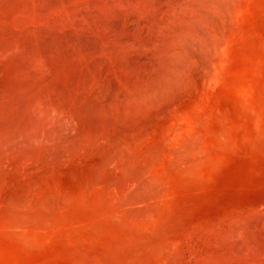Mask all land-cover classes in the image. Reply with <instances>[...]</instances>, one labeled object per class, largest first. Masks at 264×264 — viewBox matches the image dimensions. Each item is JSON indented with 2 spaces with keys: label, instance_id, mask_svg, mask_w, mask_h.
<instances>
[{
  "label": "bare ground",
  "instance_id": "6f19581e",
  "mask_svg": "<svg viewBox=\"0 0 264 264\" xmlns=\"http://www.w3.org/2000/svg\"><path fill=\"white\" fill-rule=\"evenodd\" d=\"M0 264H264V0H0Z\"/></svg>",
  "mask_w": 264,
  "mask_h": 264
},
{
  "label": "rangeland",
  "instance_id": "374dc122",
  "mask_svg": "<svg viewBox=\"0 0 264 264\" xmlns=\"http://www.w3.org/2000/svg\"><path fill=\"white\" fill-rule=\"evenodd\" d=\"M157 1L160 3H164V1L168 2L170 0H157ZM77 9L78 8H75L74 12ZM121 9H122V7H121ZM125 10L128 11V14H129L128 16H127V11H125ZM117 11H120V10H117ZM122 11H123L124 15L122 17H120L119 20L121 23L125 20L126 22L123 23L125 26H121L120 24H116L113 20H112L113 22L109 21L108 24L112 22L111 24H113L114 26H117L116 27L117 30H119L121 27H125L126 33H128V34H130L132 32L137 33V31H139V29L141 27L137 18L132 15L131 10L129 9V7L126 4H125V7L123 8ZM108 24L106 26L109 28ZM94 28H96L95 30L97 32H100V29L98 27H94ZM94 28H92V31L94 30ZM94 39L95 38L93 36L87 35V33H86V35L83 34L80 37L79 45L81 47L88 46L94 42ZM144 55H145L144 53H141L138 56V64L140 66H146V64L149 63L147 57H145ZM195 69L196 70L194 73V78H196L197 84L203 83V82H201V80H202V77L204 76V73H203L204 67L199 65ZM68 78H69V76L67 77V80H68ZM203 78H205V77H203ZM204 81H207V80H204ZM74 84L75 83L72 82L71 84H69V86L72 87ZM113 84H114L113 77H110L108 79L106 77L104 79L96 81L91 88H86L85 86H83L78 91V95L80 96L81 100H83V104H82L83 105V113L87 117L94 119L97 111H99V112L104 111L103 108L107 105V102L113 93ZM203 85H206V82ZM56 86L58 89H64L65 88L64 85L61 83H58V85H56ZM187 91H181L179 94H176L174 97H172L171 99H174V98H176V99L174 101L168 103V104H164V111L165 112L161 111L158 114L163 115V113H169V111H170V114H174V112H171V111L177 112L175 109H177L178 110L177 113H179V111L181 110V109H178L179 106H180L179 108H181V106L190 108L192 106V103L193 104H194V102L196 103L195 100L200 99V96L197 94H200L201 97L203 96L202 93H199V92L198 93L194 92L192 94H188L189 91L188 92ZM206 91L207 92H204V94L206 93L205 95L208 96V100H212L214 98L213 97V89L211 87H209L208 89H206ZM195 96H199V98L196 97L197 98L196 99ZM176 106H178V107H176ZM174 107H175V109H173ZM168 109H169V111H168ZM154 116H156V115H154ZM89 121L92 122V120L84 118V127L89 126L88 125ZM4 188L7 190L10 188V186H5ZM2 196H3V194H2Z\"/></svg>",
  "mask_w": 264,
  "mask_h": 264
}]
</instances>
